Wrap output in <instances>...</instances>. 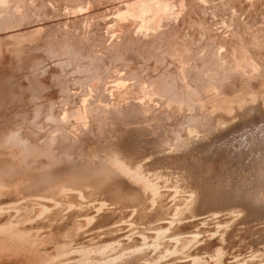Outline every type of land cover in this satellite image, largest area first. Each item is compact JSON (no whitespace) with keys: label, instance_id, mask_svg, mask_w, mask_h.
Masks as SVG:
<instances>
[{"label":"rangeland","instance_id":"obj_1","mask_svg":"<svg viewBox=\"0 0 264 264\" xmlns=\"http://www.w3.org/2000/svg\"><path fill=\"white\" fill-rule=\"evenodd\" d=\"M0 264H264V0H0Z\"/></svg>","mask_w":264,"mask_h":264},{"label":"bare ground","instance_id":"obj_2","mask_svg":"<svg viewBox=\"0 0 264 264\" xmlns=\"http://www.w3.org/2000/svg\"><path fill=\"white\" fill-rule=\"evenodd\" d=\"M159 1H160V0H159ZM152 2H153V1H152ZM156 2H157V1H156ZM153 3H154V2H153ZM153 3H152V5H153ZM157 3H158V2H157ZM161 3H162V2H161ZM165 3H166V2H165ZM154 4H155V3H154ZM133 5H134V4H133ZM139 5H140V4H139ZM146 5H147V4H146ZM215 5H216V4H215ZM143 6H144V4H143ZM147 6H148V5H147ZM147 6H146V7H147ZM159 6H160V5H159ZM162 6H163V5H161V7H162ZM144 7H145V6H144ZM150 7H151V6H150ZM148 8H149V7H148ZM154 8H155V7H154ZM159 8H160V7H159ZM207 8H208V7H207ZM139 9H140V8H139ZM142 9H143V7H142ZM149 9H151V8H149ZM164 9H165V8H163V10H164ZM171 9H172V8H171ZM136 10H137V9H136ZM223 10H224V9H223ZM137 13H138V12H137ZM140 13H141V11H140ZM140 13H139V14H140ZM148 13H149V12H148ZM217 14H218V13H217ZM141 16H142V15H141ZM212 46H213V45H212ZM213 49H214V48H213ZM222 62H223V61H222ZM241 74H242V73H241ZM216 91H217V89H216ZM236 103H237V102H236ZM236 103H235V104H236ZM209 105H210V104H209ZM243 105H244V104H243ZM186 107H187V106H186ZM233 107H234V106H233ZM216 109H217V108H216ZM216 109H215V110H216ZM221 109H223V108H221ZM215 110H213V111L215 112ZM224 110H225V109H224ZM213 111H212V113H207L208 116H210V114H213ZM229 111H230V110H229ZM231 111H232V110H231ZM209 112H211V111H209ZM220 112H221V111H220ZM167 113H168V112H167ZM218 113H219V112H218ZM200 114H201V112H200ZM200 114L197 115V116H201ZM214 115H215V114H214ZM214 115H213V116H214ZM185 116H186V115H185ZM202 116L204 117V114H203V113H202ZM208 116L205 115V117H207V118H208ZM211 116H212V115H211ZM211 116H210V117H211ZM205 117L203 118V123H204ZM210 117H209V118H210ZM215 117H216V116H215ZM217 117H219V116H217ZM217 117H216V118H217ZM196 118H197L196 120H194V121H190V122H192L193 125L196 124V126H197V124L199 125V123L201 122L200 119H201L202 117H196ZM198 118H200V119L198 120ZM209 118H208V119H209ZM212 118H213V117H212ZM212 118H210V120H212ZM192 119H193V118H191V120H192ZM189 120H190V119H189ZM205 121L208 122L209 120H208V121L205 120ZM219 121H220V120H219ZM190 122H188V124H189ZM201 123H202V122H201ZM189 125H190V124H189ZM182 126H183V125H182ZM187 126H188V125H187ZM189 128L192 129V130L194 131V126L192 127V125H191ZM195 128H196V127H195ZM190 129H188V127H187V130H190ZM192 130H191V132H192V134H193V131H192ZM189 132H190V131H189ZM191 132H190V133H191ZM197 135H198V134H197ZM173 146H174V145H173ZM92 165H93V164H92ZM120 165H121V164H120ZM101 167H102V166H101ZM111 168H112V167H111ZM119 168H120V167H119ZM119 168H118V169H119ZM100 169H101V171L103 172L102 168H100ZM100 169H99V170H96V171H98L97 174H98V173H101V172H100ZM87 170L89 171L90 169H87ZM104 170H105V169H104ZM75 172H76V171H75ZM75 172H74V173H75ZM90 172L92 173V171H90ZM90 172H86L87 174L84 173V175L86 174V177H87V175H88V176L90 175V174H89ZM72 173H73V172H72ZM103 173H104V172H103ZM106 173H107V172H106ZM122 173H123V172H122ZM75 174H76V173H75ZM75 174H74V176L76 177ZM79 174H80V173H79ZM94 174H95V172H94ZM110 174H111V173H110ZM123 174H124V173H123ZM67 175H68V174H67ZM77 175H78V174H77ZM80 175H81V174H80ZM91 175H92V174H91ZM100 175H102V174H100ZM104 175H105V173H104ZM104 175H102V176H104ZM135 175H136V174H135ZM74 176H73V177H74ZM93 176H94V175H93ZM105 176H106V175H105ZM139 176H140V175H139ZM75 177H74V178H75ZM78 177H80V176H78ZM78 177H77V178H78ZM81 177H85V176L82 175ZM91 177H92V176H91ZM100 177H101V176H100ZM113 177H114V176H113ZM59 178H62V179H63V176H62V177L59 176ZM64 178H65V177H64ZM71 178H72V177H71ZM94 178H95V176H94ZM96 178H97V177H96ZM108 178H109V177H108ZM108 178H107V179H108ZM125 178H126V177H125ZM62 179H59V180H62ZM85 179H87V178H85ZM100 179H102V178H100ZM112 179H113V178H112ZM130 179H131V178H130ZM134 179H135V178H134ZM63 180H64V179H63ZM77 180H78V179H76V181H77ZM79 180H81V178H79ZM98 180H99V179H98ZM56 181H58V180H56ZM66 181H67V179H66ZM70 181H71V179H70ZM76 181L73 180L74 184H75V183L78 184V182H76ZM93 181H94V180H93ZM100 181H102V180H100ZM130 181H131V180H130ZM136 181H137V180H136ZM40 182H41V181H40ZM49 182H50V181H49ZM53 182H54V181H53ZM58 182H59V184H56V186H57V185L60 186V185H61L60 183H61L62 181H58ZM68 182H69V181H68ZM68 182L66 183V182L64 181V183H66V184H68ZM94 182H95V181H94ZM94 182H93V183H94ZM56 183H57V182H56ZM71 183H72V181H71ZM95 183H96V182H95ZM95 183H94V184H95ZM86 184H87V183H86ZM91 184H92V183L90 182V185H91ZM96 184H97V183H96ZM101 184H102V183H101ZM105 184H106V183H105ZM133 184H134V183H133ZM142 184H143V183H142ZM43 185H44V184H43ZM71 185H73V183L70 184L69 186L67 185V187L65 186L66 188H68V187L71 188V191H68V192L76 191V192H74V193H78V198H77V199H79V197L81 198V197H82V193H81V192H82V191H81V186H82V185H81V186H80V185H76V184L73 185V186H71ZM90 185H89V186H90ZM143 185H144V184H143ZM149 185H150V184H149ZM54 186H55V185H54ZM54 186H52V188H50V189H52V191H49V192H47L46 194H49V195H50V194L53 193V191H54V192L56 191V195H58V194H60V193L62 192L61 190H60V191H61V192H60V191H59V188H57V189H58V193H57V189H56V187H54ZM58 186H57V187H58ZM61 186H62V185H61ZM63 186H64V185H63ZM85 186H86V185H85ZM94 186H95V185H94ZM98 186L100 187V185H98ZM101 186H102V185H101ZM53 187H54V188H53ZM86 187H87V186H86ZM86 187H85V188H86ZM92 187H93V186H92ZM95 187H96V186H95ZM144 187H145V186H144ZM147 187L150 188L149 186H147ZM45 188H46V187H45ZM47 188H49V186H48ZM63 188H64V187H63ZM88 188H89V187H88ZM88 188H87V190H89ZM90 188H91V187H90ZM96 188H97V187H96ZM100 188H101V187H100ZM151 188H152V186H151ZM54 189H55V190H54ZM83 189H84V186H83ZM85 190H86V189H84V192H85ZM92 190H93V189H92ZM92 190H89V191H92ZM95 190H96V189H95ZM147 190H148V189H147ZM156 190H157V189H156ZM43 191H44V190H43ZM45 191H47V190H45ZM51 192H52V193H51ZM59 192H60V193H59ZM86 192H87V191H86ZM41 193L44 194V196H42ZM41 193H40V196H39V197H41V201H40V202H42V200H46L45 198L52 197V196H49V195H46V196H47V197H46L44 192H41ZM90 193H91V192H89V194H90ZM93 193H94V191H93ZM145 193H146V191H145ZM64 194H65V193H64ZM83 194H84V193H83ZM36 195H38V193H37ZM52 195H53V194H52ZM68 195H70V196H74L75 194L71 195V194L68 193ZM76 195H77V194H76ZM76 195H75V197H76ZM153 195H154V194H153ZM54 196H55V195H54ZM54 196H53V197H54ZM64 196H65V195H64ZM83 196H84V195H83ZM94 196H95V195H94ZM58 197H59V196H58ZM62 197H63V196H62ZM37 198H38V197H37ZM37 198H36V199H37ZM42 198H44V199H42ZM73 198H74V197H73ZM83 198H85V197H83ZM83 198H82V200H84ZM95 198H96V197H95ZM50 199H51V198H50ZM61 199H62V198H61ZM39 200H40V199H39ZM48 200H49V198L47 199V201H48ZM79 200H80V199H79ZM95 200H96V199H95ZM51 202H52V201H51ZM56 202H57V201H56ZM81 202H82V201H81ZM95 202H96V201H95ZM54 203H55V202H54ZM78 203H79V202H78ZM40 204H41V203H40ZM47 204H48V203H47ZM56 204H57V203H56ZM56 204H52V205L55 206ZM58 205H59V204H58ZM84 205H86V204H84ZM44 206H45V205H43V208H45ZM59 206H60V205H59ZM78 206H79V205H78ZM98 206H99V205H98ZM101 206H102V205H101ZM136 206H137V205H136ZM49 207H50V206H47V209H48ZM80 207H81V206H80ZM102 207H103V206H102ZM108 207H109V206H108ZM139 207H140V206H139ZM56 208H57V207H56ZM61 208H62V207H61ZM47 209H44V210L46 211ZM53 209H54V208H53ZM82 209H83V208H82ZM147 209H148V208H147ZM65 210H66V209H65ZM124 210H125V209H124ZM49 211H50V210H49ZM99 211H100V210H99ZM99 211H98V212H99ZM43 212H44V211H43ZM95 212H96V211H95ZM141 212H142V211H141ZM41 213H42V212H41ZM132 213H133V212H132ZM45 214H46V213H45ZM94 214H95V213H94ZM63 216H64V215H63ZM91 216H92V215H91ZM89 219H90V218H89ZM77 220H78V219H77ZM89 221H90V220H89ZM168 222H169V221H168ZM170 222H171V221H170ZM10 226H11V225H10ZM169 226H170V225H169ZM158 231H159V230H158ZM160 231H161V230H160ZM161 232H162V231H161ZM18 233H19V232H18ZM158 233H159V232H157V234H158ZM164 233H165V232H164ZM164 233L162 232V235H163ZM155 235H156V234H155ZM157 236H158V235H157ZM15 238H16V237H15ZM152 238H153V237H152ZM157 238H158V237H157ZM111 247H112V246H111ZM137 248H138V247H137ZM148 248H149V247H148ZM151 248H152V247H151ZM139 249H140V248H139ZM141 250H142V249H141ZM166 251H167V250H166ZM84 253H85V252H84Z\"/></svg>","mask_w":264,"mask_h":264}]
</instances>
